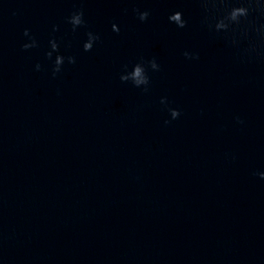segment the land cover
Wrapping results in <instances>:
<instances>
[{"label": "water", "instance_id": "water-1", "mask_svg": "<svg viewBox=\"0 0 264 264\" xmlns=\"http://www.w3.org/2000/svg\"><path fill=\"white\" fill-rule=\"evenodd\" d=\"M74 7L101 36L89 52L85 30L65 23ZM177 10L184 28L168 21ZM226 10L0 0V264H264V38L247 22L235 45L210 30L205 17ZM53 24L77 57L55 78ZM25 28L40 48L21 49ZM153 57L149 92L120 80L123 65ZM162 96L181 110L168 124Z\"/></svg>", "mask_w": 264, "mask_h": 264}, {"label": "clouds", "instance_id": "clouds-1", "mask_svg": "<svg viewBox=\"0 0 264 264\" xmlns=\"http://www.w3.org/2000/svg\"><path fill=\"white\" fill-rule=\"evenodd\" d=\"M203 7L207 10L209 7L216 8L223 5L227 10L219 17H208L206 16L204 22L208 25L210 30H214L216 33L224 32L228 33L231 31L233 33V38L231 43L233 45L237 44L238 41L235 37L236 28L240 27L242 23L247 22L249 27H253L255 31L264 38V24L258 26L253 25L249 21V17L252 11H258L261 15H264V0H237V3L232 5H227L225 0H202ZM133 11L139 21L145 22L151 15L149 9H143L139 7H134ZM65 23L68 24L73 33L78 32L80 29H84V39L82 40L81 47L84 52L91 51L94 46L100 41L101 36L98 32L91 30L88 27V21L85 18V11L83 7H74L70 13L64 18ZM168 21L175 24L178 28H184L187 25V20L184 18L182 11H173L168 15ZM214 21V23H213ZM235 26V27H234ZM111 29L113 32L119 33L120 26L116 22L111 23ZM247 28L244 32H247ZM59 31V25H52V34L48 39V46L44 51V58L49 62L51 75L53 78L57 77L64 70L66 64L74 65L77 62V57L74 54L66 55L61 51V45L63 43V37H58L55 35ZM23 36L26 38L21 44V49L28 51L30 49L40 48V42L35 35L31 33L29 28L23 30ZM65 48L71 47L70 42L64 44ZM184 56L190 59H198L197 54L190 53L188 51L184 52ZM160 64L157 62L155 57L144 60L143 58L129 64L123 65V70L120 73V80L122 82H131V84L141 89L143 92L147 93L151 86L150 72H158L160 70ZM36 71H42L43 65L41 62H36ZM160 103L164 105L168 112L170 113V120H165V124L171 123L172 120H176L181 116V110L176 107L169 106V100L166 96L160 98ZM236 121L243 124L244 121L241 117L236 116ZM234 158V157H233ZM258 174L262 179H264V171H260Z\"/></svg>", "mask_w": 264, "mask_h": 264}]
</instances>
